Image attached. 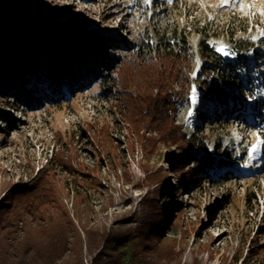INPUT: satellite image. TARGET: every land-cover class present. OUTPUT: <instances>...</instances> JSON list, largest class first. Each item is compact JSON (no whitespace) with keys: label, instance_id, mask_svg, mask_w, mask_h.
Returning <instances> with one entry per match:
<instances>
[{"label":"rangeland","instance_id":"rangeland-1","mask_svg":"<svg viewBox=\"0 0 264 264\" xmlns=\"http://www.w3.org/2000/svg\"><path fill=\"white\" fill-rule=\"evenodd\" d=\"M0 3L41 19L56 31L54 53L59 64L55 74L44 81L35 68L46 61L40 42L33 40L17 47L7 43L0 48V69L9 77L0 82V203L5 191L28 183L50 161L51 152L70 139L76 143L77 162L93 168L97 156L87 126L109 123L118 155L126 165L113 170L102 163L101 186L96 191L89 189L84 203L76 205L84 209L79 219L74 216L73 187L82 188L85 184L78 182L80 177L57 171L66 194L63 203L82 237L83 264H90L100 250L86 249L84 227L99 233L111 228H133L141 220L142 197L157 188L168 194L159 206L165 209L178 201L183 205L186 222L184 233L170 234L177 239V258L162 260L161 264H193L195 260L202 264H226V258L229 262L238 256L235 264H243L241 259L252 247L258 249V255L246 264H264V139H258L261 133L264 135V124L259 128L245 121L256 118L263 105L258 107L254 101L258 96L264 97V41L257 42L264 26V0H249L251 7L246 5L237 11L224 8V0ZM62 29L81 35L83 44L78 45V52L87 49L94 53L89 61L78 54L80 57L73 60L78 66L64 69L58 54V48L64 45ZM183 35L192 53V87L178 104L176 122L188 139L199 140L198 152L212 154L214 163L190 192L177 193V178L167 160L177 158L181 150L161 146L145 159L127 123L112 108L111 74L107 68H114L128 56L127 44L145 47L161 39V44L174 46L176 36ZM235 42L240 51L233 49ZM247 44H252L249 51L244 48ZM29 47L38 52L39 61L32 59ZM219 59L243 78V89H236L234 98L224 104L215 101V93L205 91L200 83L205 77L199 76L203 66H215ZM210 80L212 74L207 78ZM62 86L66 88L63 91ZM149 171H157L161 180L147 181ZM124 174L128 176L127 183ZM193 227L199 231L194 233Z\"/></svg>","mask_w":264,"mask_h":264},{"label":"trees","instance_id":"trees-1","mask_svg":"<svg viewBox=\"0 0 264 264\" xmlns=\"http://www.w3.org/2000/svg\"><path fill=\"white\" fill-rule=\"evenodd\" d=\"M60 36L64 45L58 48V54L64 69L78 66L73 62L80 57L78 54L85 55L87 61L94 54L87 49L78 52L81 49L78 45L83 42L81 35L74 31L62 29ZM184 37L186 35L176 36L174 46L161 44V39L155 45L145 47L127 44L128 56L119 60L114 68H107L111 74L112 108L127 123L145 159L154 155L161 146H176L181 150V156L167 160L177 178V193L190 192L203 176L208 175L207 171L213 168L214 163L212 154L198 152L199 140L195 137L188 139L176 122L178 104L192 87V53ZM33 40L40 42L45 51L46 61L35 68L41 79L47 81L59 66L54 53L58 34L45 21L33 19L12 5L0 3V48H5L7 43L17 47ZM233 46L235 51H240L236 42ZM244 48L249 51L252 44ZM29 49L32 59L39 61L38 52L31 47ZM200 53L205 54L203 50ZM210 74L212 80L208 82ZM199 76L205 77L200 83L206 92L215 93L214 99L218 104L232 100L235 90L243 89L242 75L228 64L224 65L221 59L215 66H203ZM8 78L0 69V82ZM63 89L66 88L62 86L61 91ZM222 89H225L223 93ZM61 95L67 98L63 92ZM87 129L97 156L93 168L77 162L76 143L70 139L56 152H51L50 161L38 169L28 183L10 187L3 193V202L0 203V264H83L82 237L63 203L62 198L66 194L63 185L59 184L57 171L80 177L78 182L85 184L82 188L73 187L74 216L79 219L84 209L76 208V205L84 203L89 189L96 191L101 186L102 163L113 170L126 165L118 155L119 148L109 123L89 124ZM149 172L147 181L161 180L157 171ZM124 175L127 183L128 176ZM167 195L160 188L147 192L142 197L141 220L133 228L117 231L111 228L99 233L84 227L86 249L91 252L93 248H100L90 264H161L162 260L176 259L179 254L176 251L177 239L170 234L184 233L186 222L182 216L183 205L178 201L165 209L159 206ZM193 231L197 233L199 229L193 227ZM257 252L258 249L252 247L241 259L243 264L257 256ZM226 259V264H235L239 256L229 262ZM193 264L202 263L195 260Z\"/></svg>","mask_w":264,"mask_h":264}]
</instances>
